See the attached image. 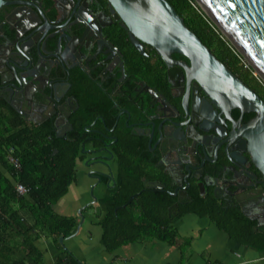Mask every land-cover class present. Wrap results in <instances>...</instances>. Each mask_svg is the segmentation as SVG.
I'll return each instance as SVG.
<instances>
[{
  "label": "trees",
  "instance_id": "trees-1",
  "mask_svg": "<svg viewBox=\"0 0 264 264\" xmlns=\"http://www.w3.org/2000/svg\"><path fill=\"white\" fill-rule=\"evenodd\" d=\"M166 1L215 57L264 101V85L251 74V68L243 66L241 57L194 7L193 0ZM111 35L122 51L125 69L131 78L145 80L150 85L161 82L164 74L158 70L162 65L159 57L156 63L144 59L125 43L124 33ZM97 80V72L89 76L78 68L71 70L69 93L77 103L69 116L72 129L62 137L55 136L53 118L40 124L29 123L6 103L0 104V255L6 262L10 260L12 248H21L29 263L43 264L34 242L44 235L61 248V254L52 264H80L58 243L60 237L66 239L73 235L78 218L58 214L54 206L77 181V163L86 157L82 148L95 149L102 145L93 131L102 126L98 116L104 118L107 127L115 123L116 110L111 109L112 102L108 99L110 84H105L106 92H101ZM164 90L168 92L167 88ZM253 116L248 113L246 117ZM123 120L124 116L118 121V139L111 147L116 189L106 199L105 213L97 223L105 251L111 253L127 244L157 240L179 250L183 259L192 238H182L173 223L186 215H195L207 218L235 244L264 252V228L254 231L255 221L237 207L224 206L210 191L202 196L196 186L191 187L189 202L180 203L177 212L169 217L168 207L175 202L168 194L170 188L151 189L144 184L147 180H161L155 166L159 156L148 154L146 139L133 135ZM9 156L17 161L18 167L9 161ZM16 184L27 188L26 195L17 194ZM132 195L135 198L126 204ZM92 208L90 204L81 212ZM181 259L179 264L184 263Z\"/></svg>",
  "mask_w": 264,
  "mask_h": 264
},
{
  "label": "flooded vegetation",
  "instance_id": "flooded-vegetation-1",
  "mask_svg": "<svg viewBox=\"0 0 264 264\" xmlns=\"http://www.w3.org/2000/svg\"><path fill=\"white\" fill-rule=\"evenodd\" d=\"M4 1L5 4L0 8V64L11 58L10 44L3 43L1 39L3 34L10 36L9 30L19 26V20L26 21L23 17L26 9L17 5L21 0ZM56 3L63 6L64 11L59 17L60 20L56 22L61 29L73 30L76 34L77 26L71 25L75 21H84L88 25L85 39L90 33L97 35V29H101L102 36H98L99 55L95 60L84 58L82 61L85 65L81 64L80 57L76 55L78 58L75 56L70 62L68 74L63 66L54 63V59L48 55L41 56L38 63L36 59L29 60L30 63L26 65L27 74H34V79L39 82L36 83L37 86L43 87L46 94L50 91L49 86L55 89L54 97L59 100L57 105L51 97L41 104H36L34 85L28 84L22 94L16 91L9 92L7 85L12 82L14 74L1 68L4 76L2 80L0 79V104L6 103L12 109L15 107L20 109V115L23 117L25 114L20 105L25 103L26 98L31 107L27 108L26 116L23 117L26 122L40 124L53 118L56 130L66 129L63 135L65 136L72 129L69 116L77 103L75 97L69 93L70 72L75 68L89 76L97 72V85L101 92H106L104 85L110 84L108 99L111 100V109L116 110V115L112 127H107L101 115L97 118L102 126L93 131L98 135L101 147L82 148L86 157L81 163L89 170L96 166L89 176L95 175L93 177L97 181L103 180L107 187H110L111 183L116 189L117 175L116 179L113 178L116 166L113 171L109 164L110 161H114L111 147L118 139L117 124L124 116V126L129 128L133 135L146 139L147 153L159 156L155 166L161 180H147L144 184L147 188H151L152 183L161 186L151 189H165L166 186L170 188L168 194L175 202L168 207L169 217L177 212L180 203L189 202V189L193 186L197 187L202 196L210 191L224 206L237 207L242 213H251L253 201L264 195V184L259 172L250 164L249 156L243 150L245 144L237 133L238 127L252 118L246 117L251 112L241 113L238 109L231 108L228 116L220 114L196 81L190 79L187 83V75L182 69H176L172 75L173 80L167 77L168 68L147 44H142L144 54L138 53L153 63H156L159 57L162 65L158 66V70L164 74L160 78L161 82L150 85L145 80L131 78L125 69L122 51L112 40L111 34L119 31L124 33L125 43H129L134 49L135 47L131 44L122 23L110 18L112 16L106 0H74L70 3L66 0H56ZM52 4V0H43L42 7L46 9ZM69 8H75L72 11L74 19L71 18ZM47 21L49 24H45L43 30L54 24L48 19ZM32 24L31 20L26 21L24 27L28 29ZM171 58L175 63L189 66V61L181 55L172 54ZM16 59L24 63L23 59ZM16 72L19 73L18 70ZM164 88H167V93ZM52 105L55 107L54 110L51 108ZM198 183H204L203 193L200 192ZM259 187H262V194H258ZM182 191H186V194H181ZM260 205L257 207L261 208ZM257 228H264V224Z\"/></svg>",
  "mask_w": 264,
  "mask_h": 264
},
{
  "label": "water",
  "instance_id": "water-1",
  "mask_svg": "<svg viewBox=\"0 0 264 264\" xmlns=\"http://www.w3.org/2000/svg\"><path fill=\"white\" fill-rule=\"evenodd\" d=\"M66 1L70 3L74 0ZM42 2L43 0H21L17 3L20 8L26 9L23 13L26 21L31 20L33 24L26 29L24 27L26 21L21 19L19 26L9 30L10 36L3 34L1 39L3 43L10 44L11 58H7V61L0 64V79L2 80L4 76L1 68H5L10 74H14L12 82L7 85L9 92L16 91L22 94L28 84L34 85L36 86L34 92L36 104H41L51 97L57 105L59 100L54 97L55 89L49 86L50 91L46 94L43 87L37 86L36 83L39 84V82L34 79V74H27L26 65L30 63L29 60L36 59L38 63L41 56L48 55L49 58L54 59V63L63 66L68 74L70 62L76 55L80 57L81 64L84 65L82 61L84 58L95 60L100 53L99 37L102 36V32L101 29H97L95 30L97 35L90 33V36L85 39L88 25L84 21H75L71 25V27L77 26L76 34L73 30H63L56 25L57 20H60L59 17L64 13L63 6L58 5L56 0H52L53 4L45 9L42 7ZM106 2L112 16L110 18L122 23L135 49L140 54H144L142 44H147L161 58L168 68L167 77L173 80V73L180 68L187 75V83L190 79L196 81L220 114L228 116L231 108H236L241 113L254 114L250 120L238 127L237 133L245 144L243 150L248 154L250 164L259 172L264 184V101L215 57L185 26L183 19L166 0H106ZM201 2L204 4L203 8L206 7L209 10V12L205 10V14L214 25L223 31L218 24L220 23L247 55L241 52L245 59L249 57L264 74V0H201ZM3 4L5 1L0 0V8ZM74 9H70L73 19L75 18L72 13ZM47 19L54 24L47 30H43V26L49 24ZM26 43L27 46H25ZM172 54L185 57L189 61V66L175 63L171 58ZM16 58L23 59L24 63ZM252 68L256 70L254 65ZM17 70L19 73L16 72ZM25 103L29 108L26 98ZM51 108L54 110V105ZM14 109L21 114L20 109L16 107ZM64 130L66 129L56 130L55 136L62 137ZM150 186L161 188L156 183ZM198 188L203 193L204 183H198ZM262 192V187H259L258 194ZM181 194L185 195L186 191H182ZM135 196H130L126 204ZM94 201L95 198L92 199V203ZM258 204H261V208L257 207ZM252 206L251 213L243 212V214L255 221L254 231H256L259 225L264 224V195L253 201ZM83 208L78 211L80 220L72 236L77 234L83 223L84 218L81 214ZM63 240L64 238L60 237L58 242L63 245Z\"/></svg>",
  "mask_w": 264,
  "mask_h": 264
},
{
  "label": "rangeland",
  "instance_id": "rangeland-1",
  "mask_svg": "<svg viewBox=\"0 0 264 264\" xmlns=\"http://www.w3.org/2000/svg\"><path fill=\"white\" fill-rule=\"evenodd\" d=\"M193 4L196 9L202 12V14L210 20L208 15L205 14V9L198 0H193ZM210 22L214 25L212 20H210ZM214 27L221 34L222 38L231 46L234 52L241 57L243 66L251 68V74L264 85V79L256 73V70L252 68L251 63L248 61L249 59H245V56L235 46V44L228 39L223 31L215 25ZM109 165L114 171V161H110ZM93 168L96 169V166ZM93 168L89 170L83 163H77V181L75 184L70 186L67 194L56 203L54 206L55 212L66 216L77 217L79 221V209H81L83 205L86 206L87 204H92V209L83 210L81 214L85 220H87L88 214H92L94 216L93 212H95L96 208L101 206L100 197L105 196L106 189L104 188L105 184L103 180L99 182L95 177H93L95 175L89 176V173L92 172ZM93 198H95L94 203H92ZM173 225L177 231H179V235L182 238H192L190 247L183 252V259H181L185 264H226V262L234 264V262L240 261V259L233 260L231 258L230 250H236V246L233 245V242L227 238L225 233L219 231L212 223H210L207 218H199L188 215V217L183 219L175 220ZM91 233L93 235H91ZM199 234L201 235L198 237ZM89 237H91V241L89 240ZM96 240L97 235L93 231L89 232L85 224L81 227L76 236L65 240L62 247L72 252L81 264H120L119 260H116L115 263H113L112 255L120 254L123 249H118L113 252V254H109V252L104 251L102 248L99 249V246L95 244ZM47 243L46 248L49 250L48 252H51V254L54 253L55 256L60 249L50 242L48 244ZM37 246L44 253V261H46V263L49 262L50 257L49 255H46L44 251V242L38 241ZM130 248L134 249L132 250L133 252H141L136 245H132ZM147 255L149 256V254ZM254 264H263V262H257Z\"/></svg>",
  "mask_w": 264,
  "mask_h": 264
},
{
  "label": "crops",
  "instance_id": "crops-1",
  "mask_svg": "<svg viewBox=\"0 0 264 264\" xmlns=\"http://www.w3.org/2000/svg\"><path fill=\"white\" fill-rule=\"evenodd\" d=\"M20 106H21L20 108L22 109L23 113L26 116V111L28 108L27 105L25 103H22ZM37 110L40 111V109H37ZM25 116L23 115V117H25ZM113 178L116 179V173H114ZM106 185L107 184H105V187H104L106 189L105 196L100 197L101 198V200H100L101 206L99 208L95 209V212H93L94 216L92 214H88L87 220L84 219L83 224H81V226L79 228V230H80L81 227H83L86 224L87 230L89 232L93 231L97 235V240L95 241V244H97V246H99V249L102 248L103 250H104V248L102 247V245L100 243L101 228L99 225H97V223L99 220L102 219V217L105 213L104 212V208H105L104 204H105L106 199H108L111 196V194L113 193V191L115 190L114 185H112L111 183H110V187H107ZM103 193H104V191H103ZM82 207L85 208L86 206L83 205ZM60 215H63V214H60ZM189 216L195 217V215H189ZM185 217H188V215L184 216L183 218H185ZM183 218H181V219H183ZM79 230H78L77 234L79 233ZM178 233H179V231H178ZM76 235H74V236H76ZM91 235H93V234L91 233ZM200 235L201 234H199L198 237ZM72 237H68V238L64 239L63 242L69 238H72ZM48 240L51 244H53L54 246H57L59 248L58 245L54 244L51 241V239H49L48 237H46L44 235H41L40 238L34 242L35 247L38 249V251L41 254L43 264L54 263L55 259L61 254V248H59L60 250H58V252L55 254V256H54V253L51 254V252L50 253L48 252L49 250H47V248H46V243L48 242ZM89 240L90 241L92 240L91 237H89ZM38 241L44 242V251H45L46 255H49V257H50V260L47 263H46V261H44L45 256H44L43 251H41L37 246ZM132 245L133 246L136 245L137 248H139L141 250V252L140 251L139 252L138 251L133 252L132 250H134L133 249L134 247L132 249L130 248V246H132ZM233 245L236 246L235 247L236 250L235 249L230 250L231 258L233 260L240 259V261L234 262V264H254L257 262H263V264H264V252H260L261 253L260 254L259 252H257L254 249H251V248H248L245 246H241V245H237L234 242H233ZM118 249H120V250L123 249V251L122 252L120 251L121 252L120 254L112 255L113 259L112 258L111 259L113 260V263H115L116 260H119L120 264H179V262H180L179 259H181V254H180L179 250H177L176 248H174V247H172L166 243H163V242H160L157 240H152L150 242L131 243V244L121 246ZM115 251H113V252H115ZM113 252H111V253L109 252V254H113ZM70 253L72 254V252H70ZM258 253L260 254V256ZM147 254H149V256ZM242 258H244V259H242ZM11 261H23V263L29 264L30 260L27 258L26 253L23 251V249L12 248L11 253H10V260H8L7 262L0 255V264H13ZM79 263H80V261H79ZM218 263H220V262H218ZM209 264H211V263H209ZM220 264H222V263H220ZM226 264H232V263L226 262Z\"/></svg>",
  "mask_w": 264,
  "mask_h": 264
},
{
  "label": "bare ground",
  "instance_id": "bare-ground-1",
  "mask_svg": "<svg viewBox=\"0 0 264 264\" xmlns=\"http://www.w3.org/2000/svg\"><path fill=\"white\" fill-rule=\"evenodd\" d=\"M200 3H202L201 2V0H198ZM202 6H204V4L202 3ZM204 9L207 11V12H209V10L206 8V7H204ZM211 15V14H210ZM221 27H222V30L224 31V33L228 36V38L235 44V46L245 55V56H247L245 53H244V51L241 49V47L235 42V40L230 36V34L225 30V29H223L224 27L220 24V23H218ZM247 59H249V57H247ZM249 61H250V63H252V60L251 59H249ZM252 65H254V67L256 68V72L258 73V74H260L261 76H262V78L264 79V74L263 73H261V71L257 68V66L254 64V63H252Z\"/></svg>",
  "mask_w": 264,
  "mask_h": 264
},
{
  "label": "built area",
  "instance_id": "built-area-1",
  "mask_svg": "<svg viewBox=\"0 0 264 264\" xmlns=\"http://www.w3.org/2000/svg\"><path fill=\"white\" fill-rule=\"evenodd\" d=\"M9 158V161L15 166V167H18V163L15 159H13L12 157H8ZM15 191L17 192L18 195H26L27 193V188H25L23 185L21 184H16L15 185ZM29 264H32V263H29Z\"/></svg>",
  "mask_w": 264,
  "mask_h": 264
}]
</instances>
